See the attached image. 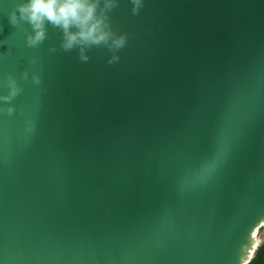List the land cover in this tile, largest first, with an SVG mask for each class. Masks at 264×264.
Here are the masks:
<instances>
[{
  "label": "water",
  "instance_id": "obj_1",
  "mask_svg": "<svg viewBox=\"0 0 264 264\" xmlns=\"http://www.w3.org/2000/svg\"><path fill=\"white\" fill-rule=\"evenodd\" d=\"M21 2L0 0V264H243L264 0H99L108 39L71 47L47 19L32 42Z\"/></svg>",
  "mask_w": 264,
  "mask_h": 264
},
{
  "label": "clouds",
  "instance_id": "obj_2",
  "mask_svg": "<svg viewBox=\"0 0 264 264\" xmlns=\"http://www.w3.org/2000/svg\"><path fill=\"white\" fill-rule=\"evenodd\" d=\"M99 0H23L17 5L21 18L29 20L34 29L30 37L32 42L38 41L44 36L43 22L45 19L62 26L65 30V47H71L74 43L90 42L99 43L106 41L109 37L104 17L97 14ZM112 0H105V6H111ZM17 12L11 13L13 21L16 20ZM71 25H75L78 31H70ZM113 43L119 46L123 43V37H115ZM16 92L15 86L11 93ZM5 95L3 99H8ZM254 243L249 251V256L243 264H250L256 249L264 240V224L259 231L253 232ZM256 264H264V253L261 254Z\"/></svg>",
  "mask_w": 264,
  "mask_h": 264
},
{
  "label": "trees",
  "instance_id": "obj_3",
  "mask_svg": "<svg viewBox=\"0 0 264 264\" xmlns=\"http://www.w3.org/2000/svg\"><path fill=\"white\" fill-rule=\"evenodd\" d=\"M259 229L260 227L258 228V230ZM262 253H264V240H262L259 246L257 247L255 255L253 256V259L250 262V264H256V262L259 260Z\"/></svg>",
  "mask_w": 264,
  "mask_h": 264
},
{
  "label": "snow or ice",
  "instance_id": "obj_4",
  "mask_svg": "<svg viewBox=\"0 0 264 264\" xmlns=\"http://www.w3.org/2000/svg\"><path fill=\"white\" fill-rule=\"evenodd\" d=\"M257 231H259V230H257Z\"/></svg>",
  "mask_w": 264,
  "mask_h": 264
}]
</instances>
